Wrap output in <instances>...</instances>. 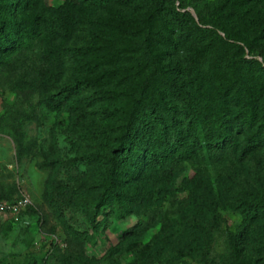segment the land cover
<instances>
[{"label":"rangeland","instance_id":"obj_1","mask_svg":"<svg viewBox=\"0 0 264 264\" xmlns=\"http://www.w3.org/2000/svg\"><path fill=\"white\" fill-rule=\"evenodd\" d=\"M42 1L56 8L67 0ZM42 1L1 0L10 10V19H3L0 11L3 30L15 29ZM77 1L84 6L83 19L75 20L66 39L52 38L44 44V50L52 49L63 61L59 78L36 52L13 83L4 84L0 77V95L6 103L20 102L17 90L28 88L31 106L25 108L37 115V121L26 127L34 152L21 161L14 158L11 138L0 135V189L14 188V197L26 192L33 206V212L16 223L10 216H0V264H61L50 244L62 246L67 225L94 237L85 252L91 261L100 262L120 246L114 262L107 264H264V140L243 153L247 139L236 136L233 161L209 167L202 175L194 163L178 156L197 120L214 114L205 96L213 98L212 80L218 74L225 79L227 100L239 101L243 94L257 97L262 109L258 120H263L264 75L255 69L264 67V0H174L161 9L156 0ZM178 6L190 12L198 28L192 24L187 28L173 17L171 11ZM199 20L217 29V36L200 31ZM226 34L234 41H225ZM4 38L0 53L15 42L12 34ZM70 51L81 55L86 71L76 70ZM39 80L47 81L49 95L75 84L69 97L72 105L51 112L38 104L34 83ZM206 80L208 88L203 85ZM138 99L143 103L137 104ZM109 102H122V107L113 130L106 133L103 110ZM233 102L228 107L235 112L238 106ZM134 106L138 115L132 135L153 121L164 127L125 167L118 193L103 204L107 174L90 155L115 144L127 146L123 127ZM51 135L56 149L50 157L70 163L48 172L38 169V152L47 151ZM162 144L170 146L169 157L161 164H143L144 154ZM173 162L176 169L161 191L158 173ZM48 175L74 190L62 214L42 202ZM41 215L47 223L40 226ZM167 216L168 226L162 229ZM146 219L152 227L145 237L122 239L126 230ZM137 239L149 242L150 261L128 245Z\"/></svg>","mask_w":264,"mask_h":264},{"label":"trees","instance_id":"obj_2","mask_svg":"<svg viewBox=\"0 0 264 264\" xmlns=\"http://www.w3.org/2000/svg\"><path fill=\"white\" fill-rule=\"evenodd\" d=\"M28 1L35 2L40 0ZM119 1L129 2L131 0ZM167 1L174 2V0H156L157 8H163ZM182 10L184 8L178 6L177 11L172 10L171 13L183 26L190 28L192 24L194 27H197L196 23L192 21L190 12L185 10L181 12ZM0 11L3 19H10V10L7 5L0 4ZM83 15L84 6L79 4L77 0H67L56 8H48L44 1H42L41 7L33 14L23 16L22 20L15 25V29L11 30L8 26L9 30L7 27H4L3 30L2 25H0V44L7 41L4 38L6 35L12 34L15 37L14 44L9 46V48H3L1 52L7 55L6 58L0 56V77L4 78V84L14 82L17 71L26 66L35 52L39 53L42 59L52 65L53 75L59 78L63 71V61L52 49L44 50V44L52 38L66 39L71 34L75 20H82ZM199 23L202 25L199 28L200 31L217 36V29L205 27L201 20H199ZM225 41L231 42L234 40L229 34H226ZM238 47L242 48V45H238ZM70 54L76 62V70L80 73L86 71L81 55L75 51H70ZM261 59L264 63V56ZM251 62L253 61H244V64ZM89 70L93 71L94 68L91 67ZM255 70L258 75H264V67H258ZM20 83L23 84V82ZM212 84L216 90L213 98L210 99L207 96L205 98L214 109V114L197 120L193 133L188 137L181 151L178 153L179 158L194 163L197 166L196 171L200 175L208 173L207 169L209 167L233 161L238 150L236 136L241 135L247 139L243 153L248 151V148L255 146L259 141L264 140V118L259 122L258 117L262 109L257 103V97L253 94H243L241 100L237 98L239 101H234L232 98L227 100L225 79L219 74L212 80ZM203 85L204 88H208L210 81L206 80L203 82ZM75 86V84L66 86L58 93L49 95L47 81L39 80L34 83V93L37 95L38 104L43 105L51 112H62L72 105L69 97ZM171 88L173 89V87ZM176 91L182 92L181 89H176ZM17 92L21 95V101L13 105L7 104L2 94L0 95L2 99L1 108L3 110L0 116V135L11 138L15 148L14 158L19 162L34 152V144L27 135L26 127L37 121V115L35 112L25 108L26 106H31L30 93L32 92L28 88H22L17 90ZM141 99L137 100V104L143 103ZM228 102L231 104L233 102V104L238 106L235 112L229 109ZM121 107L122 102H109L104 107V130L106 133L113 130L116 113ZM137 115L138 110L134 106L125 118L122 136L126 138L127 146L123 147L115 144L110 150L107 147H103L101 152L90 155L91 159L100 162L107 174L108 184L107 191L102 195L103 204H106L118 193L117 182L125 167L140 151H143V146L150 136L164 127L162 122L153 121L145 124L137 133L132 135ZM49 138L47 151L38 152L40 162L37 167L40 170L51 172L54 169L66 167L70 162L50 157V153L56 149V146L53 135ZM169 152L170 146L168 144L155 146L144 154L142 163L161 164L169 157ZM176 165L173 162L160 169L157 180L161 191L165 189V182L172 176ZM73 191V189L68 187L66 182L57 179L53 175H48L44 183L42 202L50 211L62 214L63 209L71 203V196L74 195ZM15 193L16 190L14 188L8 191L0 189V201L17 200L19 195L14 197ZM29 212H33V206L27 207L20 214V217ZM167 218L168 216L161 224L162 229L168 226L166 223ZM39 220L40 226L47 223L43 215L40 216ZM95 224L94 228H97L99 226L98 222ZM6 226H10V223H7ZM26 227H30V224ZM151 227L150 220H139L133 227L123 233L122 239L129 236L136 238L140 236L145 237ZM93 242L94 237L92 235L79 232L67 225L62 246L51 243L50 247L61 264L113 263V256L118 253L120 246L110 249L101 261L97 262L88 260L85 255L86 247L93 244ZM128 245H130L131 249H135L145 261H150L149 242L143 243L141 239H137L129 242Z\"/></svg>","mask_w":264,"mask_h":264},{"label":"built area","instance_id":"obj_3","mask_svg":"<svg viewBox=\"0 0 264 264\" xmlns=\"http://www.w3.org/2000/svg\"><path fill=\"white\" fill-rule=\"evenodd\" d=\"M31 205L30 196L26 192H21L15 201H0V216H10L12 222L16 223L20 214Z\"/></svg>","mask_w":264,"mask_h":264}]
</instances>
